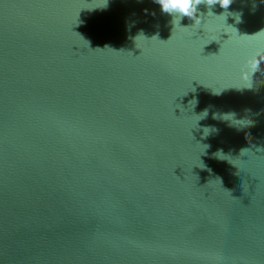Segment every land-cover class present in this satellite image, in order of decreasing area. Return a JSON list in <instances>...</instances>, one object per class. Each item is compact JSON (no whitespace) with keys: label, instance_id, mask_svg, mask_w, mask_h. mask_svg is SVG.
Listing matches in <instances>:
<instances>
[{"label":"water","instance_id":"water-1","mask_svg":"<svg viewBox=\"0 0 264 264\" xmlns=\"http://www.w3.org/2000/svg\"><path fill=\"white\" fill-rule=\"evenodd\" d=\"M251 7L198 31L153 0H0V264H264Z\"/></svg>","mask_w":264,"mask_h":264},{"label":"clouds","instance_id":"clouds-1","mask_svg":"<svg viewBox=\"0 0 264 264\" xmlns=\"http://www.w3.org/2000/svg\"><path fill=\"white\" fill-rule=\"evenodd\" d=\"M109 3V0H108ZM153 3L159 5L160 11L164 14L170 15L172 17L171 24L172 29L176 27L187 28L189 25H182L181 21L187 17L190 18L193 23L192 26H195L197 30H201V26L205 24V16H215V17H223L224 23L226 25L234 26L238 31L237 25L244 23V13L242 10L240 11H229V7L234 3V0H230V3H225V0H153ZM201 5L207 8V12L201 11ZM251 11L255 13L258 9L259 5H264V0H251ZM108 6V4H107ZM106 6V7H107ZM219 6L223 11L220 14H216L213 9ZM103 7V8H106ZM229 18L233 21L229 23ZM203 30V29H202ZM240 32V31H239ZM261 32H264V29H260L259 31L253 33L259 35ZM222 34H226L227 37H230L231 33L222 32ZM250 36L252 34H249ZM216 42L215 40L210 41L207 45ZM205 45V46H207ZM264 53L259 51L248 52L244 63L240 69V78L247 85L245 88H237L238 90L248 89L252 90L253 83L256 81V76L259 73L264 72V62H262L259 58Z\"/></svg>","mask_w":264,"mask_h":264},{"label":"snow or ice","instance_id":"snow-or-ice-1","mask_svg":"<svg viewBox=\"0 0 264 264\" xmlns=\"http://www.w3.org/2000/svg\"><path fill=\"white\" fill-rule=\"evenodd\" d=\"M225 3H230V0H225ZM220 19H222V18H220Z\"/></svg>","mask_w":264,"mask_h":264}]
</instances>
